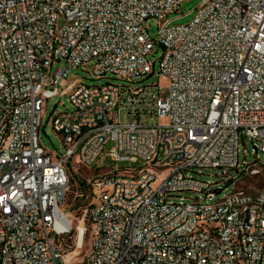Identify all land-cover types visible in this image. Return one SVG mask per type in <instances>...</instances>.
Masks as SVG:
<instances>
[{
    "label": "built area",
    "instance_id": "built-area-1",
    "mask_svg": "<svg viewBox=\"0 0 264 264\" xmlns=\"http://www.w3.org/2000/svg\"><path fill=\"white\" fill-rule=\"evenodd\" d=\"M184 1L0 0V264H264V0H202L191 22L171 24ZM157 44L165 90L134 83L154 73ZM80 66L127 83L73 82L61 93L72 108L53 113L58 155L42 142L45 102ZM110 142L113 161L141 163L99 166ZM72 159L102 171L87 180L84 230L66 207ZM207 167L234 189L213 200L219 182L191 174ZM245 176L262 181L260 197L239 187ZM245 199H256L249 214ZM225 206L230 222L218 218ZM199 222L208 230L178 240ZM217 227L224 236L212 242Z\"/></svg>",
    "mask_w": 264,
    "mask_h": 264
},
{
    "label": "rangeland",
    "instance_id": "rangeland-1",
    "mask_svg": "<svg viewBox=\"0 0 264 264\" xmlns=\"http://www.w3.org/2000/svg\"><path fill=\"white\" fill-rule=\"evenodd\" d=\"M202 0H185L181 6V9L179 11L173 12L169 15V19L172 20L171 24H178L183 25L191 22L195 15V8L196 6L201 2ZM64 22V19L62 20ZM150 33L152 37L157 38L158 35V23L155 18H150L146 22ZM163 47L160 44H157L156 47L151 51L147 58L150 62L153 63V70L154 73L149 75L148 77L144 78H137L136 81H134L135 84H144V83H154V82H160L162 85V90H165V86L167 85V82L160 78L158 75L159 72V58L162 54ZM64 65V62L62 60L56 62L53 64L52 68L56 69L60 66ZM110 78H98L96 77L89 69L85 66H80L79 68H74L71 70L67 78H63L59 83L60 93L58 95H55L54 97H51L49 99H46L45 102V108H44V119L43 124L41 127V136H42V142L44 146L58 154H64L66 152V148L63 144V138L62 134L58 131H56L53 127L52 121H53V113L55 110H66L72 108V102L70 100V97L68 94L61 93L63 91H66L68 93V89H70L73 82H83L86 84H103L107 81H112L115 83H127L126 80H123L118 77H113L112 75H109ZM113 77V78H111ZM72 89H70L71 91ZM69 91V92H70ZM166 94L164 92L161 93V96H165ZM123 120L125 122H129L130 119L123 116ZM113 142H110L106 145V152L103 157L99 160V166L101 167H120L125 168L127 166H137L141 162H130V161H119L115 162L111 159V157L107 154V151L112 148ZM241 151L244 147H246L249 150V159H252L254 156V150H253V144L249 139H246L244 142L241 140ZM243 155V153H242ZM260 156L263 157V153L260 152ZM101 170L98 169H90L76 160L72 159L69 161V173H70V192H69V198L67 202V209L70 210L74 216L79 218V220L83 219V216L85 214V209L90 208L93 199H92V189L90 185L87 183V180L89 178H93L99 173H101ZM191 174L199 179L210 181V182H219L218 184L214 185V188H221L222 190L217 193L216 197L213 198V200H217L221 198L223 195L230 193L234 189V183L232 182H226L224 180V177L222 176V173L219 172L216 168H204L203 173H199L197 171H191ZM244 178V181L239 182V187H251L253 191H256L257 187L261 186L262 181L252 179L248 176L242 177ZM241 178V179H242ZM249 178V179H248ZM81 193H83L81 195ZM197 194L195 192H185L183 193V196L187 197H195ZM187 200V199H186ZM83 225L86 227L89 226L88 216L85 217L84 220H82ZM79 224V221H78ZM89 248V230L85 234L84 238V245L81 249H79L76 253L72 254L74 256V260H80L83 258L85 253L87 252Z\"/></svg>",
    "mask_w": 264,
    "mask_h": 264
},
{
    "label": "bare ground",
    "instance_id": "bare-ground-1",
    "mask_svg": "<svg viewBox=\"0 0 264 264\" xmlns=\"http://www.w3.org/2000/svg\"><path fill=\"white\" fill-rule=\"evenodd\" d=\"M253 197H260V189L253 191ZM256 206V199H245L241 205V214H249L250 209ZM234 214L233 206H225L222 210L218 211V218L223 222H230ZM79 227L84 230L83 222H80ZM208 230L207 222H199V225L191 228L178 231V240H196L199 234ZM224 236V227H217V232L212 235V242H220ZM51 264H58V256H51Z\"/></svg>",
    "mask_w": 264,
    "mask_h": 264
}]
</instances>
